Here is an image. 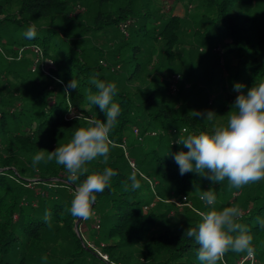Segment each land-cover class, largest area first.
I'll return each mask as SVG.
<instances>
[{
	"label": "trees",
	"instance_id": "1",
	"mask_svg": "<svg viewBox=\"0 0 264 264\" xmlns=\"http://www.w3.org/2000/svg\"><path fill=\"white\" fill-rule=\"evenodd\" d=\"M14 1L18 5L12 14L8 8ZM258 1L202 0L204 13L199 20L201 42L228 40L223 44L225 53L238 61L235 69L247 72L245 94L264 82V31L260 18L252 15ZM77 2L86 5L84 17L69 15ZM158 21L151 0H0V50L13 56L20 47L38 49L37 73L30 72L27 58L8 62L0 70V264H104L84 243L80 227L86 220L73 217L69 209L76 186L106 168L117 174L109 187L95 193L92 210L105 243L100 251L110 260L119 261L122 249L142 247L145 264H202L197 258L200 246L186 232L197 227L200 217L194 213L183 227L157 232L159 217L149 205L152 191L160 199L168 195L183 202V197L196 200L208 186L222 194L229 187L241 192L236 206L244 214L238 223L252 236L255 256L264 260V228L259 223L264 220V181L235 188L226 183L227 178L212 185L196 172L180 174L174 157L188 149L177 140L213 128L211 120L192 114L196 104L166 99L165 84L157 88V78L151 80L158 38L163 41L162 55L172 64L179 42L178 17L164 20L156 32ZM32 26L36 36L30 40L25 33ZM96 32L110 38L112 33L113 42L103 48L82 39ZM44 61H48L46 69ZM157 64L155 71L162 63ZM2 75L17 83L2 82ZM72 79L77 88L66 95L64 88ZM94 79L116 84L112 102L120 106L109 134L113 143L106 162L104 157L87 162L88 172L75 182L54 160L33 167L35 154L43 150L47 156L68 143L78 128L87 126V119H106L99 106H90L87 100L89 90L97 91ZM182 90L180 83L179 95ZM203 100L204 106H199L205 108L208 96ZM224 104L222 100L218 112ZM134 171L141 184L135 190L129 180ZM46 211L51 214L49 223L44 220ZM234 254L229 250L224 257L232 261ZM217 264L225 263L222 259Z\"/></svg>",
	"mask_w": 264,
	"mask_h": 264
},
{
	"label": "clouds",
	"instance_id": "2",
	"mask_svg": "<svg viewBox=\"0 0 264 264\" xmlns=\"http://www.w3.org/2000/svg\"><path fill=\"white\" fill-rule=\"evenodd\" d=\"M25 35L28 39H33L36 36L35 26L30 27ZM92 83L97 91L92 93L89 90L87 100L90 106L98 105L106 119H87V126L78 128L68 143L48 152L47 156L43 150L35 154L32 158L33 167L42 161L54 160L67 171L68 180L75 182L79 175L88 172L85 167L87 162L97 157H104L106 162L113 143L109 134L120 113V106L112 102L117 86L113 82L95 79ZM76 88L77 82L72 79L65 86L64 94L70 95L69 90ZM243 89L242 83H235L233 90L240 94L231 107L226 125L216 126L211 132L189 134L177 140L178 144L188 149L187 152L176 153L174 157L181 175L196 172L213 182H222L227 178L235 188L264 181V82L252 86L246 94ZM192 114L203 116L205 120L216 117L213 111H194ZM76 119L80 120L81 115ZM183 131L188 132V129L184 128ZM116 174L112 168H106L102 173L87 175L76 186L70 214L83 220L90 219L93 215L92 205L96 200L95 193L103 192L109 187L111 178ZM129 180L133 190L141 187L135 171L129 176ZM200 199L207 205H214L216 202V196L210 190L205 191ZM241 215L242 210L237 206L212 209L201 213L197 227L187 229V236L194 237L200 246L197 258L202 264H217L229 250L246 252L248 257L255 256L252 236L248 234L246 226L238 223ZM50 219L51 214L46 211L45 222L49 223ZM259 223L264 228V220H259Z\"/></svg>",
	"mask_w": 264,
	"mask_h": 264
},
{
	"label": "rangeland",
	"instance_id": "3",
	"mask_svg": "<svg viewBox=\"0 0 264 264\" xmlns=\"http://www.w3.org/2000/svg\"><path fill=\"white\" fill-rule=\"evenodd\" d=\"M18 3L14 1L9 6V11L15 14L17 11ZM258 8L253 10L252 15L258 16L260 19L261 31H264V0L258 1ZM69 13L72 17H84L86 5L81 2L73 4ZM151 10L154 12L157 20H159L154 26L156 32L162 28L164 20L170 16L178 17L180 23L178 25V44L174 51V63H168L165 57L162 55L163 41H160L158 45L157 57L153 58L150 68L152 79L157 78V88H161L165 84L164 97L168 100H180L181 103L185 102L187 105L196 104V107H192L191 111L207 113L213 111L216 113V117L211 120L210 128L216 126L226 125L228 121L229 112L232 105L235 102L236 97L240 94L233 90L235 83H242L244 85L247 72L240 70L238 61L232 55L226 54L223 44L227 42L212 43L211 45L204 44L197 38V35L203 29V25L200 24V16L204 13L202 7V0H151ZM87 40L90 45L105 48L108 42H113V34L105 35L103 33H92L82 37ZM1 47V46H0ZM219 48V50H217ZM2 49V48H1ZM203 51V52H202ZM219 51V52H217ZM218 53V55H217ZM5 58V59H4ZM27 58L30 61L29 70L32 74L37 73L38 65L35 64V53L31 48L25 49L19 57V53L15 51L12 55H5L4 50H0V70L8 62L16 61L21 62L22 59ZM15 59V60H14ZM162 64L158 71H155L157 61ZM200 65L197 67V64ZM48 64V61H44V67ZM35 65L34 69L33 66ZM47 67V66H46ZM230 67V69H228ZM242 69V68H241ZM237 70L236 79H232L233 73ZM35 76V75H33ZM32 76V77H33ZM173 76H179V82L176 83L175 89L171 88V79ZM31 77V78H32ZM2 82H10L16 84L17 81L12 76L2 75ZM138 82L136 85H139ZM183 83L184 90L182 94H178V85ZM138 88V87H137ZM135 89V88H134ZM208 96V104L204 106V96ZM225 101L224 110L218 112L221 101ZM234 110V109H233ZM204 118V117H203ZM183 133V132H182ZM133 138V135L130 136ZM229 185V181L226 182ZM214 185V182H211ZM206 191H212L216 196V202L214 205H207L200 199L203 193L196 195V200L191 198L189 200H183L180 202L174 197H166L160 199L157 194L153 195L149 210L154 211L159 217L158 231L164 228H180L186 225L187 222L194 219V213L201 219V213L209 210H222L224 207L236 206L238 198L241 196L240 191H234L228 188L224 194L220 191H213L211 187H206ZM160 192L164 193L160 188ZM198 199V200H197ZM250 208V207H249ZM244 210H242V215ZM97 215L92 217L80 227L82 237L90 244L98 247L99 249L104 246V242L101 241V230L95 228L96 225H100ZM99 223V224H98ZM120 260L115 261L116 264H145L143 248H128L120 251ZM232 261L223 257L225 264H264V260H259L256 256L248 257L246 252L237 253L232 256Z\"/></svg>",
	"mask_w": 264,
	"mask_h": 264
},
{
	"label": "built area",
	"instance_id": "4",
	"mask_svg": "<svg viewBox=\"0 0 264 264\" xmlns=\"http://www.w3.org/2000/svg\"><path fill=\"white\" fill-rule=\"evenodd\" d=\"M32 49V51L35 53V55L38 53V49L35 48V47H30ZM25 50V48L23 47H20L18 48L16 51L19 53V57H20V54ZM219 50V48L217 49ZM219 52V51H217ZM218 54V53H217ZM36 57V56H35ZM38 62V57H36V60H35V64H37ZM35 65L33 66V69H34ZM46 65L45 67L43 66V69H46ZM42 69V68H41ZM179 82V76H173V78L171 79V88L172 90L175 89V86H176V83ZM186 200L185 197H183V200ZM95 228H99V225H96ZM84 243L86 244V246L88 248H90L102 261L104 264H116L115 262H113L112 260L109 259L108 255L102 253L100 251V249L92 244H90L89 242H87L85 239H84Z\"/></svg>",
	"mask_w": 264,
	"mask_h": 264
},
{
	"label": "water",
	"instance_id": "5",
	"mask_svg": "<svg viewBox=\"0 0 264 264\" xmlns=\"http://www.w3.org/2000/svg\"><path fill=\"white\" fill-rule=\"evenodd\" d=\"M79 220V219H78ZM78 220L76 221V223H75V229L77 228L76 226H77V222H78Z\"/></svg>",
	"mask_w": 264,
	"mask_h": 264
}]
</instances>
